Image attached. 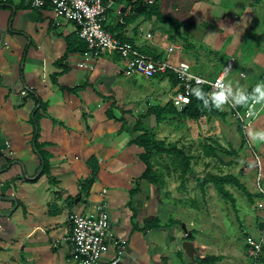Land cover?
<instances>
[{
    "label": "crops",
    "instance_id": "1",
    "mask_svg": "<svg viewBox=\"0 0 264 264\" xmlns=\"http://www.w3.org/2000/svg\"><path fill=\"white\" fill-rule=\"evenodd\" d=\"M261 1L170 0L167 8L177 21L170 15L173 25L169 31L166 25L153 31L149 23H139L144 17L141 8L136 11L138 5L128 12L127 0H104V27L158 58L165 56L171 44H177L180 50L170 58L186 60L195 74L210 80L232 64L225 77L227 86L250 92L249 104L255 98L254 86L264 83V61L262 66V58L258 61L261 48L264 53V38H256L257 26L264 24ZM70 39L71 48L83 41L76 25L55 18L49 6L33 9L24 0L0 4V264H76L72 247L60 242L71 235V217L97 203H105L110 220L106 250L97 264H194L192 253L183 248L196 228L188 230L186 226L192 215L181 179L176 188L172 185V195L170 188H161L169 166H165L164 179L159 177L154 171V152L150 161L154 175L142 177L146 166L140 156L144 149L133 142L141 133L134 126L140 123L154 129L156 120L155 115L139 110L141 86L132 75L126 76L118 56L105 53L95 57L88 48L83 52L80 47L69 51ZM236 52L237 58H233ZM82 61L92 69L80 66ZM256 65H260V72L254 70ZM123 75L130 81L124 82ZM163 78H169L172 96L177 81L171 76ZM24 85L29 92L22 96L19 92ZM225 104L220 105L225 116L205 119L231 125ZM256 110L249 132L264 130V102L256 103ZM203 119L176 113L169 120H177L178 135L174 129L166 131L163 127L167 119L159 128L170 139H187V131L190 138L201 139L198 124ZM165 133L161 132V141ZM253 147L264 190V143H254ZM172 152L177 153V149ZM40 153L49 156L47 173L40 172ZM90 157L96 159L98 171L86 187L92 173ZM177 165L184 167L181 157ZM255 168L249 161L246 172L253 173ZM247 190L253 195L254 217L248 215V224L241 229L244 234L257 235L263 225V211L254 210L253 204L264 202V198L253 188ZM155 218L159 220L157 228L151 227ZM179 222L191 231L189 237ZM189 241L197 251L213 245L200 238ZM219 257L217 262L224 259Z\"/></svg>",
    "mask_w": 264,
    "mask_h": 264
},
{
    "label": "rangeland",
    "instance_id": "2",
    "mask_svg": "<svg viewBox=\"0 0 264 264\" xmlns=\"http://www.w3.org/2000/svg\"><path fill=\"white\" fill-rule=\"evenodd\" d=\"M168 2H170V0H156L154 8L151 9H159L162 16L166 17L167 20L163 17H157L155 12H150L151 10L143 11L140 13L144 17V19L139 22L141 26H147L149 23L153 27V31H157L163 28L162 26L164 25H166V29L169 28V25H173V18L170 15H173L174 13L169 7L167 8ZM259 5H261V8L264 10V1H261ZM244 6L245 4L242 6L240 5L241 8ZM173 17L174 19L177 18L175 15H173ZM193 18L199 20L198 17L193 16ZM257 28L256 38L258 35V40L261 41L264 38V32H262L264 24L262 23L261 25H258ZM196 34H198V32ZM196 38L201 41V38ZM196 38H193L192 41L195 42L194 40ZM233 58H237V52L233 54ZM260 60L262 61L260 62V65L262 66L264 61L262 48L261 57L258 58V61ZM233 62L236 67V62L232 61V63ZM260 65H256L254 70L260 72ZM232 67L231 64L230 68L232 69ZM125 74L126 76H130L127 73ZM123 77L124 82L130 81V79L125 78V75H123ZM130 77H132V80L142 88H138L140 98L137 100L141 103L139 110H143L144 114L148 113L150 115H155V112L150 111L151 108H165L164 106L170 101L171 97L169 94L172 85L169 78H145L140 74H133ZM232 81L234 82L233 79ZM152 89L154 93H152ZM151 93V102L147 104L151 98ZM225 107L229 110V119L232 124L224 125L225 123L219 119L215 120L211 118V120H207L204 118L202 124H198L199 136L201 139H197V137L196 139L190 138L191 133L189 131L186 133L187 137H189L187 139H170L168 133H165L159 128L160 126H163L162 121L159 123L156 121L154 129L151 128L156 134V140L161 143L159 145L169 149H178L184 155L190 157V169L184 174V176H181L183 168L179 169L177 165V158L181 156L176 152L160 153L154 151L155 159L153 162L156 167L154 171L159 173V177H163L164 179V176L167 175V179L161 188H164V186L167 189L170 188L169 193L172 195L175 190L172 185H175L174 187L176 188L181 179V182L186 189V206L189 214L192 215L191 218L188 217V224L186 226L188 230L193 227L196 228L195 231H193V236L186 241H189L190 239L198 240L200 238L206 240V242L210 241L213 243L209 248L202 247L199 251L194 248L191 255L194 263L195 260L198 261L197 258L200 259L201 256L204 257L207 254L224 256V259L220 262H216V264H244L247 261L249 263L251 262V259L248 256V248L245 244V234L241 227L248 224V215L254 217L251 209L253 200H250L242 190L233 185H226V188L233 194L235 199L234 202H231L224 200L218 194L213 183L208 182L203 188L198 184V178L207 177L208 175L234 174L247 189L253 188L254 191L259 192L258 186H263V177L260 175L257 166L258 160L245 145L241 131L238 132L237 126H239V124L233 112L228 105L225 104ZM162 110V114L166 116L167 119L164 122L163 127H166V131H172L174 129L176 132L178 125L177 120H169L170 117H173V114L165 112V109ZM166 110L171 111V107L168 106ZM250 127L251 125H249L247 129L248 134ZM206 128H209V130L206 131ZM161 132L167 134L162 141L160 140V138H163ZM230 136L232 138H227ZM214 137L216 139H214ZM249 143H251V147H253L254 143L250 139ZM205 147L209 152L208 155H206ZM252 149H254V147ZM151 160L152 158H150V161ZM249 161H253L257 167L254 169L253 173L246 172L247 167L249 166ZM167 164L169 170H167L166 175H164V171L166 170L165 166H167ZM156 175L159 179L158 174ZM193 217H195V219ZM205 246L207 245L205 244Z\"/></svg>",
    "mask_w": 264,
    "mask_h": 264
},
{
    "label": "built area",
    "instance_id": "3",
    "mask_svg": "<svg viewBox=\"0 0 264 264\" xmlns=\"http://www.w3.org/2000/svg\"><path fill=\"white\" fill-rule=\"evenodd\" d=\"M9 0H0V4H6ZM30 8L37 9L49 6L55 18L65 19L76 25L78 35L83 40L91 54L95 57L110 53L119 57L124 66V71L128 75L140 74L145 78H163L173 77L177 81V88L171 96V103L174 107L180 109L189 103V92L192 84L207 85L210 91L225 90L228 86L225 73H221L215 79H207L195 74L191 70L190 64L184 59H171L170 55L180 50L177 44H171L165 50L164 57H155L144 53L126 40L115 37L104 27V14L107 6L104 0H24ZM139 0H127V11ZM152 4V0H147ZM146 39L151 37L146 34ZM231 64V63H230ZM82 67L92 69L86 61L80 63ZM29 88L24 85L20 89L22 96L27 95ZM186 98V99H185ZM233 112L241 129L245 145L258 160L257 153L251 143L247 129L257 115L255 98L247 105L243 111H239L231 100L225 101ZM258 163V161H257ZM259 187V192L263 194L264 190ZM102 190V193H105ZM254 210L263 211V225L257 235L251 233L245 234V244L248 248V256L251 259L250 264H264L261 260L264 247V202L258 201L253 204ZM109 213L105 203H97L85 213L74 214L71 217L72 232L69 237L72 244L71 257L78 264H97L106 250L107 231L109 228Z\"/></svg>",
    "mask_w": 264,
    "mask_h": 264
},
{
    "label": "trees",
    "instance_id": "4",
    "mask_svg": "<svg viewBox=\"0 0 264 264\" xmlns=\"http://www.w3.org/2000/svg\"><path fill=\"white\" fill-rule=\"evenodd\" d=\"M153 3L149 4L147 2V0H139L133 7L135 8L140 2L143 5V9L140 12L143 11H149L152 8H154V4L156 0H152ZM155 12L157 17H163L164 19L167 20L166 17L162 16V14L160 13L159 9L156 10H151L150 11ZM118 38H120L118 36ZM121 39V38H120ZM123 40V39H122ZM127 41V40H126ZM73 42H76V37L73 38ZM71 43H72V39L68 40V50L69 51H73V50H77L78 51V47L81 48V51H85L87 49V45L85 42L82 41V43H80V45L78 47L75 48H71ZM141 51V50H140ZM144 52V51H142ZM146 53V52H144ZM197 87L196 84H192L191 88ZM198 87L200 89H202L205 93H211L212 91H210L209 86L207 85H198ZM68 91H71L72 89H67ZM250 93V92H248ZM189 98L190 101L188 104H186L184 107H181V111L180 113L179 110L173 106L172 103H167L164 107L165 108H158V109H153L151 108V112H155V117H156V121L159 123L162 120L166 119V116H164L162 114V109H166L168 108V106L171 107V114H180L183 117L189 118V119H193V120H201L203 118H209L211 116H225L226 112H224L221 108L220 105L222 103H220L219 100H213V99H209L207 102V106H205V103L202 102L201 100L197 99L195 96L191 95L189 92ZM250 99V98H249ZM225 103V102H223ZM248 104V101H247ZM247 104H237V109H239V111H243L246 107ZM219 105V106H217ZM168 111V113H170ZM37 111H34L33 113V121L36 124L37 120H38V116H37ZM134 129L137 131H141V133L134 138L133 142L138 144L139 146L143 147L144 152L142 153V155L140 156L142 161L145 163V170L142 174L143 178H151L153 177V171H152V165L150 163V158L151 155L154 151L160 152V153H170L172 152L173 149H169L166 147H163L159 144V141L156 140V135L153 132V130L151 128H146L144 126H142L140 123H136L134 126ZM239 131H241L240 126H239ZM34 139H37V135L34 134ZM206 150V155L209 154L207 148L205 147ZM177 154H179L182 158V161L184 162V167H183V173L181 176H184V174H186V172L190 169V157L184 155L181 151H179L177 149ZM40 155L42 156V173H47L49 172V156H47L45 153H40ZM91 162H93V164H91ZM88 163L91 166L92 169V173L91 176L89 177V179L86 181V187H89L93 181L94 178L96 176V173L98 171V167L96 164V159L94 157H90L88 159ZM202 179V181H201ZM208 182L213 183L215 190L218 192V194L226 201H231L234 202V197L233 194L226 188V185H233L236 186L238 189L242 190L248 197L250 200H253V195L251 193L248 192L246 186L239 181V179L237 178L236 175L234 174H224V175H208L207 177H203V178H198V184L201 188L204 187L205 184H207ZM258 195L260 197H263V194H261L260 192H258ZM159 220L157 218L154 219L155 224L152 225L151 227L157 228L159 227ZM179 224H181V222H179ZM220 259L219 256L216 255H206L204 257H201L200 259H198V261H195L194 264H216V262Z\"/></svg>",
    "mask_w": 264,
    "mask_h": 264
},
{
    "label": "clouds",
    "instance_id": "5",
    "mask_svg": "<svg viewBox=\"0 0 264 264\" xmlns=\"http://www.w3.org/2000/svg\"><path fill=\"white\" fill-rule=\"evenodd\" d=\"M198 84L199 78H197V87L190 89V94L204 102L205 106H207V102L209 99H213L214 101L219 100L220 103H223L230 99L234 105H242L247 103L250 98V95H252L246 90H242L240 88H237L235 91H233L231 86H228L225 90H217L215 92L205 93L202 89L198 87ZM253 93L255 94V101L257 103L264 102V83L256 84L253 88ZM249 139L253 143H264V130L250 131Z\"/></svg>",
    "mask_w": 264,
    "mask_h": 264
},
{
    "label": "water",
    "instance_id": "6",
    "mask_svg": "<svg viewBox=\"0 0 264 264\" xmlns=\"http://www.w3.org/2000/svg\"><path fill=\"white\" fill-rule=\"evenodd\" d=\"M139 8L143 9V5H142V3H139V4H138V7L136 8V11H138ZM201 181H202V179H201ZM181 228L183 229V231L186 232L187 237H189V236L191 235V231H188V230L186 229V226H185L184 223L181 224ZM60 244H67V245L69 246V248L72 247V244H71V241H70L69 238L66 239V240H64V241H61ZM183 248H184V250H185L187 253H189V254L192 253L193 250H194V247H193V245H192V243H191L190 241H185V242L183 243ZM76 264H78V263H76Z\"/></svg>",
    "mask_w": 264,
    "mask_h": 264
}]
</instances>
